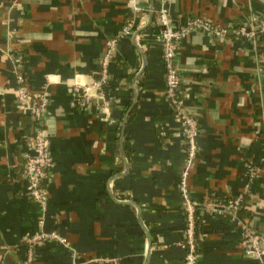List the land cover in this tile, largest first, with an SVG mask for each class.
Wrapping results in <instances>:
<instances>
[{
    "label": "crops",
    "instance_id": "0c3cea01",
    "mask_svg": "<svg viewBox=\"0 0 264 264\" xmlns=\"http://www.w3.org/2000/svg\"><path fill=\"white\" fill-rule=\"evenodd\" d=\"M162 6L174 28L198 18L225 32L193 30L177 56L180 101L200 130L190 167L166 95ZM262 16L264 0H0V264H184L187 168L193 202L247 203L242 217L200 215L197 264H261L243 244L251 229L264 249V39L237 31ZM108 51L103 94L82 110L75 88L101 79ZM20 71L50 102L44 204L27 193L40 126L16 109Z\"/></svg>",
    "mask_w": 264,
    "mask_h": 264
},
{
    "label": "built area",
    "instance_id": "2783aa9c",
    "mask_svg": "<svg viewBox=\"0 0 264 264\" xmlns=\"http://www.w3.org/2000/svg\"><path fill=\"white\" fill-rule=\"evenodd\" d=\"M156 24L159 30L158 40L163 45V59L166 69V95L171 102L174 112L182 121L185 127V139L187 144L188 167L192 164L198 154L197 138L200 130L197 121L185 111L180 101L181 79L179 68L177 66V56L183 41L197 28H203L206 31L213 32L217 36L224 35V31L218 30L212 24L204 22L198 18L190 19L185 25L174 28L169 18L168 10L162 6L155 11ZM132 27L127 25L123 30V35L128 36ZM239 36H244L251 40L256 39L258 35L264 34V16L254 18L250 23L245 24L237 31ZM111 62V51L103 57L101 61V79L93 82L92 87L84 88L77 85L75 88V106L82 110H88L92 104V91L103 94V89L109 80V65ZM18 94L16 99V109L23 114H29L39 125L34 138L30 140L33 154L27 159L25 166V177L28 182L27 193L39 204L46 203L45 185L48 180L49 170L52 164L50 151V135L45 123L46 113L49 109L50 102L47 98L34 92L29 88L27 78L23 71L17 74ZM189 178V169L187 168L182 180V190L185 197V215L187 227L185 238L188 240V254L184 264H197V250L194 241L195 222L202 213L212 212L218 214H232L237 218L239 203L242 197L231 201L227 204L213 201L201 203L193 202L187 193V180ZM49 237H36L30 240L31 243L45 241ZM261 238L258 233L248 229L243 244L245 255L251 259L257 260L264 264V249L262 248ZM72 264H76L73 262Z\"/></svg>",
    "mask_w": 264,
    "mask_h": 264
},
{
    "label": "trees",
    "instance_id": "16d2710c",
    "mask_svg": "<svg viewBox=\"0 0 264 264\" xmlns=\"http://www.w3.org/2000/svg\"><path fill=\"white\" fill-rule=\"evenodd\" d=\"M261 40L264 39V34H261L260 37H259ZM104 197V196H103ZM239 197H242L241 200H240V203H239V207H238V212H237V216L239 217H242L246 214V199H245V195H240V196H236V197H233V198H230V199H227V200H221V199H218V198H210L208 201H213V202H217V203H223V204H227L231 201H234L236 199H238ZM225 216L227 218H231L233 215L232 214H225ZM201 218H198L195 222V235H194V241H195V245H196V250H197V254L200 253V250H201V243H202V230H201ZM185 243L187 244V250L189 249V246H188V240L185 239Z\"/></svg>",
    "mask_w": 264,
    "mask_h": 264
},
{
    "label": "water",
    "instance_id": "95a60500",
    "mask_svg": "<svg viewBox=\"0 0 264 264\" xmlns=\"http://www.w3.org/2000/svg\"><path fill=\"white\" fill-rule=\"evenodd\" d=\"M151 14H152V16H151V17H153V16H154V11H153V10H151Z\"/></svg>",
    "mask_w": 264,
    "mask_h": 264
}]
</instances>
